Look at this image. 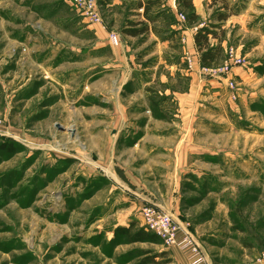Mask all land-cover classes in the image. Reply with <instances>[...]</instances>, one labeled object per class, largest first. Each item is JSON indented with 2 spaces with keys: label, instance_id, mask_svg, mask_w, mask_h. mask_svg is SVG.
<instances>
[{
  "label": "rangeland",
  "instance_id": "rangeland-1",
  "mask_svg": "<svg viewBox=\"0 0 264 264\" xmlns=\"http://www.w3.org/2000/svg\"><path fill=\"white\" fill-rule=\"evenodd\" d=\"M97 2L96 25L66 0H0V264H170L162 242L103 230L118 214L141 229V207L155 203L187 224L208 264L261 258L264 44L244 53L264 38V5L247 32L214 27L219 0H202L192 24L163 0L154 23L130 11L138 0ZM137 20L149 32L126 35ZM170 23L215 30L243 65L224 76L199 58L151 54Z\"/></svg>",
  "mask_w": 264,
  "mask_h": 264
},
{
  "label": "crops",
  "instance_id": "crops-1",
  "mask_svg": "<svg viewBox=\"0 0 264 264\" xmlns=\"http://www.w3.org/2000/svg\"><path fill=\"white\" fill-rule=\"evenodd\" d=\"M116 1L121 2L124 0H111L112 2L111 4H115ZM163 1L169 7V12H171V14L178 19L177 17L178 12L175 10V8L174 9L172 8L173 0H163ZM201 1L202 0H192L196 14L200 16L201 18H203L205 13L203 10H201L202 9L201 3H200ZM237 1H240V3L244 5L247 4V7L241 6L239 11L231 14L225 21H218L217 19H214L215 20L214 24L216 26L224 24L225 27L226 25H229L231 26V28H240V29L243 28V26L245 25H250L251 26L250 29L253 28L254 26L258 27V25L261 24V20L259 18L258 21H254V19L258 18L259 15H261V12H263L264 0H233V3H236ZM256 5H261V8H259L258 10H255L254 8L259 7ZM253 6L254 8H252ZM130 11L133 13L140 14L142 12V9H135L134 7V8H131ZM95 28L97 30H100L98 26H95ZM193 28L188 27L185 24L180 26L179 24L171 23L170 26L166 28V31L171 36H168L167 33L165 32L164 35H166V37L160 39L156 37L154 34H152L153 40L156 42V46H158L160 50L157 52L151 51L152 52L151 54L160 53V55L157 56L158 58H162L161 55L163 54H164L163 58H175V57L176 58H199V53L196 50L194 40H193L194 34L197 30L196 28L195 29ZM250 29H247V32L248 30L249 32H251L252 29L251 30ZM172 31H174V33H171ZM261 37H264V34L261 35ZM242 40H243V36L241 37L240 44L236 46L237 54L243 52L241 49H242V46L244 45L243 43L244 41ZM210 42L212 45H216L218 43L217 39H211ZM174 43L175 45L177 44L178 49H172V47L175 46ZM263 44H264V38L261 41L259 40L258 42L255 41V42L250 43L249 45L250 47L249 49L245 51L244 56L249 55L251 56V58H254L253 55L257 54L255 53V50L259 47H262ZM221 46L223 48V52H225L226 49L228 48V44L225 39L221 40ZM154 205L165 210L163 208L164 206L158 203H155ZM103 223H104L103 230L105 231L107 239H109L114 235L113 229L116 226L121 225V227H123L127 225V219L125 215L120 216L118 214L117 216L113 218H105V221ZM165 251H167L166 257L171 259L170 264H208L207 258L205 259L204 256H202L201 261H195L194 258L190 257L187 250L181 249L179 246L165 247ZM248 264H264V258H257L256 260L252 259Z\"/></svg>",
  "mask_w": 264,
  "mask_h": 264
},
{
  "label": "built area",
  "instance_id": "built-area-1",
  "mask_svg": "<svg viewBox=\"0 0 264 264\" xmlns=\"http://www.w3.org/2000/svg\"><path fill=\"white\" fill-rule=\"evenodd\" d=\"M66 1L89 23L102 24V14L97 0ZM178 20L184 22L186 20L185 15L178 14ZM108 39L115 46L120 43L119 36L115 32H109ZM225 52L226 57L220 65L215 67L203 66V70H210L213 73L227 76L233 66L243 65V58L238 57L233 48L230 47ZM227 86L229 89H233L234 82L227 80ZM140 214L144 230L156 235L161 240L162 245L165 247L179 246L181 249L187 250L190 257L194 258L195 261L202 260L200 247L188 230L187 224H181L169 212L152 204L143 205ZM261 258H264V252L261 254Z\"/></svg>",
  "mask_w": 264,
  "mask_h": 264
},
{
  "label": "trees",
  "instance_id": "trees-1",
  "mask_svg": "<svg viewBox=\"0 0 264 264\" xmlns=\"http://www.w3.org/2000/svg\"><path fill=\"white\" fill-rule=\"evenodd\" d=\"M221 3V9L223 11H218L215 14V18L218 21H225L233 12L231 11V6L227 0H219ZM216 0H213L212 3H215ZM158 0H138L136 3L135 9H142L141 15L147 19L148 22L154 23L158 16L153 15L150 16V10L153 5L157 4ZM177 3L180 7L186 10L185 19L186 22L189 24L195 23L198 20V15L195 12L192 0H177ZM159 15V13L157 14ZM148 22H144L143 20H137L130 22V27L124 29V33L128 36L137 37L139 35L145 34L149 32L151 28L148 26ZM171 24V23H170ZM217 27V26H214ZM171 33H174L172 31ZM211 39H217L218 43L216 45L211 44ZM194 44L196 50L199 53V62L202 66L210 67L216 64L221 58L223 53V48L221 46L222 37H220L215 30L208 29V28H199L193 37ZM118 234L123 235L126 238V241L129 243L133 242H149V243H161L160 239L144 230L142 227L141 229L136 230L135 232L131 233V229L118 227L116 229ZM161 257L167 256V251H162L159 253ZM171 259L167 258L166 263H170ZM146 263H154L153 258L146 257L142 260L141 264Z\"/></svg>",
  "mask_w": 264,
  "mask_h": 264
}]
</instances>
